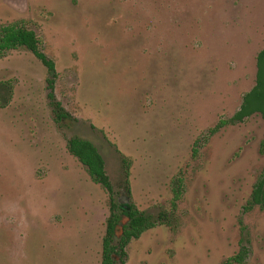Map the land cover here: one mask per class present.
<instances>
[{
    "label": "rangeland",
    "instance_id": "obj_1",
    "mask_svg": "<svg viewBox=\"0 0 264 264\" xmlns=\"http://www.w3.org/2000/svg\"><path fill=\"white\" fill-rule=\"evenodd\" d=\"M14 22L43 40L56 96L80 122L57 127L30 50L0 57V80L15 81L0 109V264H101L110 196L69 151L74 135L100 148L115 185V147L130 158L141 210L171 208L183 178L176 225L133 239L127 264H225L243 226L250 255L230 264H264V205L247 206L264 119L208 134L256 84L264 0H0V24Z\"/></svg>",
    "mask_w": 264,
    "mask_h": 264
},
{
    "label": "trees",
    "instance_id": "obj_2",
    "mask_svg": "<svg viewBox=\"0 0 264 264\" xmlns=\"http://www.w3.org/2000/svg\"><path fill=\"white\" fill-rule=\"evenodd\" d=\"M25 48L30 50L47 67V97L52 117L57 127L64 132L75 123L80 122L56 96V80L58 72L55 61L44 51L43 40L34 28L25 22L0 24V57H4L10 50ZM15 81L13 79L0 80V109L7 107L14 96ZM255 113H260L264 119V48L257 55V73L255 86L246 92L240 108L228 119H221L217 125L208 130L213 135L228 124L245 121ZM92 128H95L91 124ZM198 143V142H196ZM69 151L75 155L87 168L92 180L101 184L110 196V213L106 220V233L103 237L101 264H127V246L139 238L145 231L158 225L175 226L177 221V201L181 198L183 178L174 180V197L171 208L161 206L141 210L132 199L130 184L131 160L117 147L120 179L115 185L106 167V160L100 148L90 139L74 135L68 138ZM113 146H116L113 144ZM197 150V149H196ZM194 149V152H196ZM264 152V141L261 144ZM264 205V167L254 184L247 206ZM242 222V221H241ZM249 238L243 226V239L240 251L228 258L225 264L232 262L244 263L250 255Z\"/></svg>",
    "mask_w": 264,
    "mask_h": 264
}]
</instances>
